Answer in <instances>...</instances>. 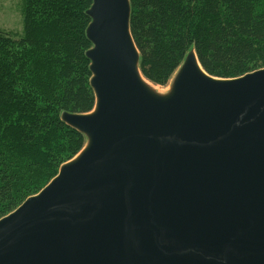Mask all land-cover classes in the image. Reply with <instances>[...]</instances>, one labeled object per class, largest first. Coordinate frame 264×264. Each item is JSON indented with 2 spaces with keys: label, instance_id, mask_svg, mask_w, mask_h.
I'll list each match as a JSON object with an SVG mask.
<instances>
[{
  "label": "water",
  "instance_id": "water-1",
  "mask_svg": "<svg viewBox=\"0 0 264 264\" xmlns=\"http://www.w3.org/2000/svg\"><path fill=\"white\" fill-rule=\"evenodd\" d=\"M96 106L57 177L0 219V264H264V68L209 75L192 49L166 92L141 72L130 0H92Z\"/></svg>",
  "mask_w": 264,
  "mask_h": 264
},
{
  "label": "trees",
  "instance_id": "trees-1",
  "mask_svg": "<svg viewBox=\"0 0 264 264\" xmlns=\"http://www.w3.org/2000/svg\"><path fill=\"white\" fill-rule=\"evenodd\" d=\"M57 19L25 36L0 32V219L17 210L76 157L86 138L63 112L96 106L87 38L92 0H51ZM141 72L166 87L190 50L205 71L235 79L264 68V0H130ZM39 179L46 177L42 182Z\"/></svg>",
  "mask_w": 264,
  "mask_h": 264
},
{
  "label": "rangeland",
  "instance_id": "rangeland-1",
  "mask_svg": "<svg viewBox=\"0 0 264 264\" xmlns=\"http://www.w3.org/2000/svg\"><path fill=\"white\" fill-rule=\"evenodd\" d=\"M27 6L28 0H0V32L2 31L7 34L15 35L17 37L25 36L24 34L27 28L25 23V21L27 20ZM57 9V5L51 0H37L35 5V17L30 20L31 31H36L39 25L46 26L53 23L58 17ZM169 84L166 85V87L158 86L159 90L162 92H166V90L169 89ZM70 160H68L67 162H69ZM61 167L59 168L57 175L59 174ZM57 175L54 176V178L57 177ZM38 177L39 175H37L36 177L37 182H42L46 178L42 177L41 179H39ZM54 178L46 183L43 189L47 187L48 184L54 180ZM43 189H41L34 195L39 194L41 191H43Z\"/></svg>",
  "mask_w": 264,
  "mask_h": 264
}]
</instances>
